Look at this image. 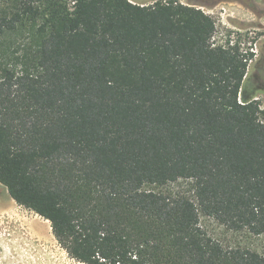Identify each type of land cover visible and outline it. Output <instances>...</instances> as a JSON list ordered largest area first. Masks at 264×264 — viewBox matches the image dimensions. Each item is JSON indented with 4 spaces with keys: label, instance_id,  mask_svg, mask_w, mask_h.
Wrapping results in <instances>:
<instances>
[{
    "label": "trees",
    "instance_id": "obj_1",
    "mask_svg": "<svg viewBox=\"0 0 264 264\" xmlns=\"http://www.w3.org/2000/svg\"><path fill=\"white\" fill-rule=\"evenodd\" d=\"M214 29L178 0H0V184L71 258L264 264L200 227L264 234L253 53Z\"/></svg>",
    "mask_w": 264,
    "mask_h": 264
},
{
    "label": "rangeland",
    "instance_id": "obj_2",
    "mask_svg": "<svg viewBox=\"0 0 264 264\" xmlns=\"http://www.w3.org/2000/svg\"><path fill=\"white\" fill-rule=\"evenodd\" d=\"M152 4L166 0H130ZM210 15L215 23L213 46L237 44L243 53H253L248 73L256 85L264 110V0H178ZM261 75L255 77V72ZM264 120V113L260 114ZM188 180L164 187L171 194L191 195ZM200 227L223 245L241 246L264 253V234L233 232L214 219L200 217ZM0 264H84L71 258L56 241L48 220L18 205L0 184Z\"/></svg>",
    "mask_w": 264,
    "mask_h": 264
},
{
    "label": "built area",
    "instance_id": "obj_3",
    "mask_svg": "<svg viewBox=\"0 0 264 264\" xmlns=\"http://www.w3.org/2000/svg\"><path fill=\"white\" fill-rule=\"evenodd\" d=\"M130 1V0H129ZM131 2V1H130ZM132 3H134V2H132ZM138 4V3H137ZM140 5H144V4H140Z\"/></svg>",
    "mask_w": 264,
    "mask_h": 264
}]
</instances>
